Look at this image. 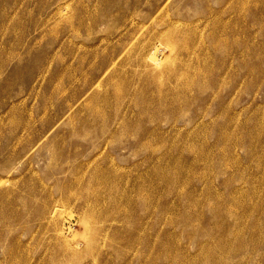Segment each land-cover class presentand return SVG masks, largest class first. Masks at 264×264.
<instances>
[{
	"label": "rangeland",
	"instance_id": "rangeland-1",
	"mask_svg": "<svg viewBox=\"0 0 264 264\" xmlns=\"http://www.w3.org/2000/svg\"><path fill=\"white\" fill-rule=\"evenodd\" d=\"M0 264H264V0H0Z\"/></svg>",
	"mask_w": 264,
	"mask_h": 264
},
{
	"label": "bare ground",
	"instance_id": "bare-ground-1",
	"mask_svg": "<svg viewBox=\"0 0 264 264\" xmlns=\"http://www.w3.org/2000/svg\"><path fill=\"white\" fill-rule=\"evenodd\" d=\"M167 47V46H166ZM153 49V48H152ZM166 49V48H165ZM151 51V50H150ZM151 52H153V51H151ZM156 52V51H155ZM148 53H150V52H148ZM156 54H157V52H156ZM167 57V56H166ZM148 58H149V60H150V62H151V64L153 65V66H155V67H157V66H159V64H160V62H159V60L157 59V57L155 58V57H149V55H148ZM173 62V61H172ZM115 63V62H114ZM113 63V64H114ZM169 63V62H168Z\"/></svg>",
	"mask_w": 264,
	"mask_h": 264
}]
</instances>
